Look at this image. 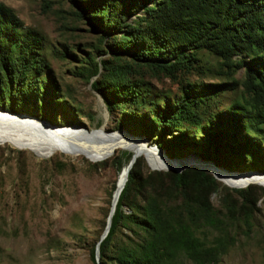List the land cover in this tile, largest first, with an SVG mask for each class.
I'll return each instance as SVG.
<instances>
[{"label": "rangeland", "instance_id": "obj_1", "mask_svg": "<svg viewBox=\"0 0 264 264\" xmlns=\"http://www.w3.org/2000/svg\"><path fill=\"white\" fill-rule=\"evenodd\" d=\"M0 3L13 10L22 32L32 30L41 37L38 60L27 67L18 62L14 70L6 66L4 71L0 62V110H16L21 113L7 112L56 128L76 125L89 134L102 131L106 137L142 142L159 151L158 116L173 111L186 93L200 94L185 106L183 117L169 124L176 135L166 144L177 149L173 154L187 155L173 159L159 152L172 161L190 156L199 162L217 159L231 167L226 170L230 173H264L255 170H264V124L226 134L219 125L227 128L228 122L209 123L247 96L240 84L243 68L228 70L206 49L195 50L192 60L169 70L133 58L139 44L128 43L126 31L132 28L137 35L138 28L146 26L143 9L126 16L122 28L112 29L116 10L82 13L77 0ZM12 52L18 53L16 46ZM10 73L13 79H8ZM233 80L238 82L233 89L213 93L215 84ZM152 132L156 136L148 137ZM241 146L245 153H234L232 148ZM55 154L38 157L28 149L0 145V264H124L136 241L145 236L138 219L154 226L180 213L192 215L189 223L197 226L195 235L206 244L226 239V252L216 264H264L263 185L232 186L215 177L219 182L215 188L198 187L197 194L193 186L194 198L181 203L171 177L157 172L170 170L157 168L144 154L119 146L101 159L64 151ZM136 155L137 177L121 206L116 237L100 259L98 244L113 208L117 181ZM210 158L213 161L205 160ZM243 189L250 203L242 198ZM173 262L196 264L183 252Z\"/></svg>", "mask_w": 264, "mask_h": 264}, {"label": "trees", "instance_id": "obj_2", "mask_svg": "<svg viewBox=\"0 0 264 264\" xmlns=\"http://www.w3.org/2000/svg\"><path fill=\"white\" fill-rule=\"evenodd\" d=\"M148 1L77 0L76 4L82 9V13L103 8H108L109 11L116 10V16L110 21L112 29L122 28V20L126 16L143 9L147 15L146 26L138 28L137 35L132 28L126 32L129 36L128 43L139 44V51L132 53L131 56L146 64L169 70L176 64L184 65L192 60L195 50L206 49L219 57L222 66L228 70L243 68L244 78L240 84L247 96H243L242 103H235L230 110L218 113L219 115L211 118L209 123L228 122L227 128L222 126L223 123L219 125L226 134L233 129L259 128L260 124H264V0H151L150 4ZM128 2H131L132 7L127 9ZM40 45L41 37L32 30L22 32L13 10L0 3V62L4 71L7 70L6 66L14 70L18 62H24V66L27 67L33 60H38ZM13 46H16L18 51L15 56L12 52ZM7 77L13 79L11 73ZM237 84L236 80L215 84L213 93L233 89ZM196 97L200 98V94L186 93L173 111H166L164 115L158 116L160 127L155 143L168 158H183L187 155L173 154L177 149L170 148L166 142L176 135L175 129L170 128L169 124L183 117L181 113L185 106L193 104ZM5 110L21 113L12 109ZM48 121L53 123V120ZM147 136L156 135L152 132ZM222 148L224 147L220 149ZM232 149L234 153L246 151L244 146ZM230 150L231 147L228 146V151ZM211 159L213 158L205 160ZM137 160L138 158L128 171L111 216L108 232L98 244L100 259L104 256V248L116 237L121 206L137 177L134 172ZM215 161L213 162L217 166L224 169L227 167L219 160ZM230 165L234 164L230 162ZM227 169L232 170L230 166ZM255 170L264 172L260 169ZM157 172L171 177L177 201L181 203L191 202L194 198L193 193H190L193 186H197L196 193L199 194L198 187L215 188L219 184L212 173L192 167L182 171ZM246 187L250 188L252 184ZM240 192L242 198L250 203L251 198L245 196L246 190ZM190 217L192 215L184 217L180 213L170 220H159L154 226L149 225L146 219H138L145 236L142 241H136V246L128 253L130 254L128 261L124 264H175L173 257L178 252H183L196 264H216L226 252V239L220 237L213 243L206 244L195 235L194 229H197V226L189 223Z\"/></svg>", "mask_w": 264, "mask_h": 264}, {"label": "bare ground", "instance_id": "obj_3", "mask_svg": "<svg viewBox=\"0 0 264 264\" xmlns=\"http://www.w3.org/2000/svg\"><path fill=\"white\" fill-rule=\"evenodd\" d=\"M4 143L18 149H28L38 157H48L58 151H64L68 154H84L96 159L108 156L112 148L119 146L137 155H146L157 168H170L171 170L182 171L192 167L211 172L217 179L228 185L243 187L256 182L264 186V173H230L222 167H217L214 163L202 160L199 162L195 156H190L185 161L179 159V161H172L166 159L162 153L154 148L144 146L142 142L138 143L128 139L106 137L102 131L89 134L85 129L76 125L56 128L25 114H13L0 110V145ZM137 155L134 157L135 159ZM129 169V166L124 167L119 176L115 199L113 198L112 202L113 208H111L110 213L114 212ZM82 190L84 192V188Z\"/></svg>", "mask_w": 264, "mask_h": 264}, {"label": "water", "instance_id": "obj_4", "mask_svg": "<svg viewBox=\"0 0 264 264\" xmlns=\"http://www.w3.org/2000/svg\"><path fill=\"white\" fill-rule=\"evenodd\" d=\"M160 152H162L163 154H164V152L160 149V148H157ZM165 155V154H164ZM166 156V155H165ZM167 157V156H166ZM134 161H135V158L133 157L130 161H129V167H131L132 166V164L134 163ZM173 169V168H172ZM165 170H171L170 168H167V169H165ZM111 216H112V213H110L109 215H108V217H107V224H106V228H105V230H104V233H103V235L101 236V238H100V241L105 237V235L107 234V232H108V229H109V226H110V220H111ZM99 241V242H100Z\"/></svg>", "mask_w": 264, "mask_h": 264}]
</instances>
